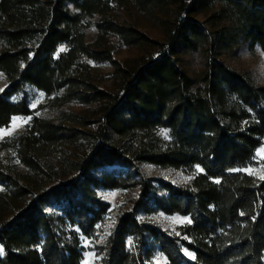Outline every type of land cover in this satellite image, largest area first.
<instances>
[{
  "label": "trees",
  "instance_id": "trees-1",
  "mask_svg": "<svg viewBox=\"0 0 264 264\" xmlns=\"http://www.w3.org/2000/svg\"><path fill=\"white\" fill-rule=\"evenodd\" d=\"M113 39L136 53L117 59ZM247 43L264 53V0H0V128L32 116L0 140V264H81L101 189L137 195L96 264H264V179L241 171L264 145V85L234 65ZM26 85L81 109L35 116L11 100ZM159 212L190 222L169 232Z\"/></svg>",
  "mask_w": 264,
  "mask_h": 264
},
{
  "label": "rangeland",
  "instance_id": "rangeland-1",
  "mask_svg": "<svg viewBox=\"0 0 264 264\" xmlns=\"http://www.w3.org/2000/svg\"><path fill=\"white\" fill-rule=\"evenodd\" d=\"M147 32L153 37H160L158 29L148 26ZM96 35V28L93 25H88L85 28V37L88 42H91ZM115 44V57L117 59H124L129 55L136 53L133 48H125L117 44L116 39L112 40ZM61 48L60 50H63ZM238 69H248L252 72L259 84L264 85V53L259 47L251 48L249 43L245 44L239 53V59L234 63ZM95 71L102 73L112 72V67L109 64H96L92 63ZM8 87V82L3 73L0 72V92ZM25 98L35 116L48 119H56L60 112L78 111L81 109L79 105L68 104L62 107H54L53 96L47 97L43 91L36 89L33 86L26 85L23 91L11 96V100L18 101ZM32 116H16L7 128H0V140L7 136H13L25 131L26 127L31 121ZM161 133L167 134L162 131ZM162 134L163 136H166ZM111 170V169H109ZM142 171L147 177L162 178L166 181L175 184H185L191 176L181 170L175 169H162L153 165H143ZM247 174L253 175L259 179L264 177V145L257 151L255 162L252 166L246 167L241 170ZM99 195L107 202L110 203V212L105 220L98 226L97 232L94 237L87 238L81 236V246L83 247V260L81 264H96L99 260L98 247L104 243L107 236L110 234L117 215L122 210H129L132 207V200L136 197L137 191L130 189H114L105 190L101 189ZM153 223L158 225L164 230L169 232H177L180 225L189 221L187 217L177 214L167 215L164 213H156L150 216ZM188 257H193V253L185 251ZM154 264H167L166 257L158 250L155 252Z\"/></svg>",
  "mask_w": 264,
  "mask_h": 264
},
{
  "label": "snow or ice",
  "instance_id": "snow-or-ice-1",
  "mask_svg": "<svg viewBox=\"0 0 264 264\" xmlns=\"http://www.w3.org/2000/svg\"><path fill=\"white\" fill-rule=\"evenodd\" d=\"M162 134H165V133H162ZM166 135V134H165ZM198 171H199V169H198ZM262 179H264V177H262ZM190 222V221H189ZM3 254V249H0V255H2Z\"/></svg>",
  "mask_w": 264,
  "mask_h": 264
}]
</instances>
